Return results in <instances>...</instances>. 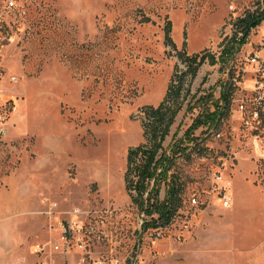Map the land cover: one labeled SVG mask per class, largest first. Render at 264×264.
<instances>
[{
  "label": "rangeland",
  "instance_id": "1",
  "mask_svg": "<svg viewBox=\"0 0 264 264\" xmlns=\"http://www.w3.org/2000/svg\"><path fill=\"white\" fill-rule=\"evenodd\" d=\"M257 1L0 0V264H264V20L234 59L228 115L177 159L172 222L142 231L123 181L139 107L185 67L166 22L177 49L217 52ZM218 66L187 76L164 144L188 103L218 95Z\"/></svg>",
  "mask_w": 264,
  "mask_h": 264
},
{
  "label": "trees",
  "instance_id": "2",
  "mask_svg": "<svg viewBox=\"0 0 264 264\" xmlns=\"http://www.w3.org/2000/svg\"><path fill=\"white\" fill-rule=\"evenodd\" d=\"M143 18L147 19L146 16ZM262 20L264 0H258L255 8L246 9L230 21L233 31L221 39L217 52L203 49L191 54L186 53L183 48L177 49L169 34L170 22H166L164 42L176 50L177 57L185 67L174 65V71L158 104L139 107L143 140L127 149L123 172L124 187L140 214L142 231L165 227L179 213L185 180L177 168V159H188L194 149L202 154L205 147L200 136L193 135V131L200 126H206V129L215 127L228 115L236 86L234 59L242 44L247 41L251 29ZM204 61L219 64L218 70L222 75L217 80L218 95H214V86H211L209 91L200 94L193 103H188V111L199 106L197 114L181 136L175 137L176 133H173L164 144L170 126L182 106L186 78L188 75L194 77Z\"/></svg>",
  "mask_w": 264,
  "mask_h": 264
},
{
  "label": "built area",
  "instance_id": "3",
  "mask_svg": "<svg viewBox=\"0 0 264 264\" xmlns=\"http://www.w3.org/2000/svg\"><path fill=\"white\" fill-rule=\"evenodd\" d=\"M252 60H254V58H252ZM227 203H228V200L224 199V204H227Z\"/></svg>",
  "mask_w": 264,
  "mask_h": 264
}]
</instances>
